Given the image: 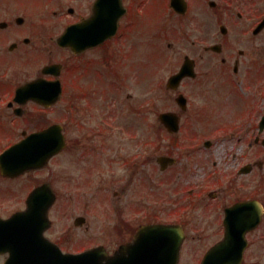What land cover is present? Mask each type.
Here are the masks:
<instances>
[{
  "label": "flooded vegetation",
  "instance_id": "flooded-vegetation-1",
  "mask_svg": "<svg viewBox=\"0 0 264 264\" xmlns=\"http://www.w3.org/2000/svg\"><path fill=\"white\" fill-rule=\"evenodd\" d=\"M184 64L193 76L168 89ZM153 69L166 71L162 112L181 120L176 134L167 124L156 130L161 154L175 158L161 168V182L151 172L150 97L140 101L130 90L149 89ZM37 79L33 92L17 95ZM263 118L264 0H0L5 149L57 124L65 136L43 167L0 173V193L26 179L30 187L50 184L56 200L46 235L65 252H112L141 225L169 219L187 233L193 224L221 239L227 209L249 199L264 208ZM215 121H225L215 129L226 128L234 141L220 163L212 158ZM246 236V258L264 264V214Z\"/></svg>",
  "mask_w": 264,
  "mask_h": 264
},
{
  "label": "water",
  "instance_id": "water-1",
  "mask_svg": "<svg viewBox=\"0 0 264 264\" xmlns=\"http://www.w3.org/2000/svg\"><path fill=\"white\" fill-rule=\"evenodd\" d=\"M61 39V42H63ZM59 143L53 148L63 146L64 139L59 135ZM57 149H54L55 152ZM50 154V153H48ZM49 194L43 188L31 193L28 198V209L18 212L9 219L0 218V253L9 251L10 259L6 264H175L177 255L171 248L170 242L177 239V232L172 229H164L165 249L156 243L155 237L160 235L158 229L147 227L141 230L132 248L116 252L113 256H107L99 250H90L81 254H62L54 244L44 238L43 232L48 226L47 211L52 201ZM53 200V199H52ZM36 221V222H34ZM152 242L141 243L143 238ZM145 245V246H144ZM164 251V255L162 252ZM233 250V262L240 264L242 249ZM45 253V254H44ZM45 258H42V255ZM211 258V256L209 257ZM204 264H217L208 259ZM220 264V263H219ZM227 264H231L228 262Z\"/></svg>",
  "mask_w": 264,
  "mask_h": 264
},
{
  "label": "rangeland",
  "instance_id": "rangeland-1",
  "mask_svg": "<svg viewBox=\"0 0 264 264\" xmlns=\"http://www.w3.org/2000/svg\"><path fill=\"white\" fill-rule=\"evenodd\" d=\"M152 72H154L156 75L152 79L150 78L151 81L149 84V89H142V88H135V89L133 88L132 89L131 88L130 90L132 92L136 93L137 99L139 98L140 101L144 100L147 97H150V100L152 103V108H153V112H152L153 129H155L156 126L159 124L158 113L162 110V108L166 104L165 99H166V95H168V93L165 90V88H163L161 86L162 80L165 79V76H164L165 75L164 73L166 72L165 69H153ZM223 123H225V122H223ZM6 125H7V122L6 123H2V122L0 123V141H1L0 149L2 148L3 145L7 144L5 142V140H3V138L1 139L2 136H5ZM154 136L155 135H153V157H154L153 162H154V165H153V169H151V172L153 173L154 181L161 182L160 181L161 170L159 168V165H157V163H155V156L159 155L162 152V149H161V147L160 148L156 147V145L154 144V139H155ZM221 138H222L221 141L227 142L226 145L234 143L233 140L227 136H222ZM32 183L33 182L26 179L22 182L17 181V182H12V183L10 182V183L4 184L3 185L4 191L2 194L0 193V214L8 215L12 211H14L17 208L24 205L23 198L26 196L28 187H30L32 185ZM22 186H23V189L20 188ZM68 186H64V188H62V189L67 188L66 190H69ZM154 187H157L155 183H154ZM6 189H9V191L5 192ZM21 197H23V198L21 199ZM197 227H198V225L195 226V228H197ZM211 236H212V234L205 233L204 237H206V238L204 239V242L206 244L212 240ZM199 246H201V244H199ZM190 251H191V253H192V251H198V248L197 249L191 248ZM260 251L264 252V249L261 248ZM254 258H256V259H254V261H257V258L259 260L262 259L261 257H257V256H255ZM1 263H2V259L0 260V264ZM185 264H187V263H185Z\"/></svg>",
  "mask_w": 264,
  "mask_h": 264
}]
</instances>
